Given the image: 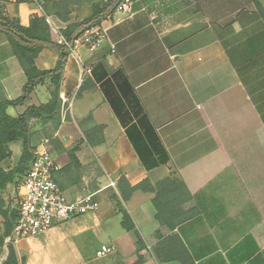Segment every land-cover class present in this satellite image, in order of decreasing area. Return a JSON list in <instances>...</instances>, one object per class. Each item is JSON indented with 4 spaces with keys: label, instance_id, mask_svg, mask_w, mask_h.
<instances>
[{
    "label": "crops",
    "instance_id": "0c3cea01",
    "mask_svg": "<svg viewBox=\"0 0 264 264\" xmlns=\"http://www.w3.org/2000/svg\"><path fill=\"white\" fill-rule=\"evenodd\" d=\"M257 1L264 9V0ZM130 2L128 13L101 20L107 38L100 47L78 44L68 52L58 83V127L30 122L33 148L49 139L54 179L66 196L90 195L98 208L11 241L17 264H181L171 258L176 237L193 264H264V20L254 0ZM0 11L22 26L40 15L34 0H0ZM90 13L88 4L71 5L68 22ZM47 17L56 41L68 22ZM57 59L43 48L35 65L52 69ZM24 82L0 32V100L18 98ZM51 87L46 78L24 105H8L6 113L46 103ZM116 108L129 123L145 116L167 162L142 165ZM7 148L4 171L15 166L21 143ZM72 149L77 166H69ZM172 175L191 196L169 220L173 227L156 218L154 192L136 189L121 198L122 176L126 191ZM0 197L2 208L15 209V182L0 188ZM117 200L134 230L121 225ZM102 245L112 249L98 256ZM6 256L4 244L0 261Z\"/></svg>",
    "mask_w": 264,
    "mask_h": 264
},
{
    "label": "trees",
    "instance_id": "16d2710c",
    "mask_svg": "<svg viewBox=\"0 0 264 264\" xmlns=\"http://www.w3.org/2000/svg\"><path fill=\"white\" fill-rule=\"evenodd\" d=\"M121 0H44V15L33 14L27 26L20 25L16 20L9 19L0 11V32L5 35L12 55L19 62L25 76V82L21 89V95L14 100H0V160L10 156L7 144L20 141L21 154L15 166L9 171H4L0 167V188L7 182H15L21 179L26 173L30 162L33 159V146L31 144L32 134L30 131L31 119H36L42 123H51L56 129L60 123V98L58 93V83L60 72L69 52L66 45L51 39L49 24L46 16L53 14L64 22H68L70 6L76 4H88L91 13L89 16L79 21L68 22L67 26L60 31L61 36L72 42L84 29L99 25L102 19L112 18L116 7ZM256 9L264 20V9L261 4L254 0ZM43 48H49L58 54V59L52 69L40 70L35 65V59ZM46 78L51 82L50 98L46 103L40 105H26L24 111L17 116H10L5 109L8 105H24L35 85L42 83ZM120 122L125 126V132L130 140L142 165L146 169H151L159 164L168 161L169 156L163 147L154 128L146 121L145 116L138 119V125L129 123L125 113L115 109ZM70 159L69 166H77L78 161L74 151H67ZM125 182L122 176L119 180L120 195L122 200L129 197L132 191L141 189L143 191L154 192L152 199L156 209V218L171 227L170 219L176 215L177 207L181 203L190 199V193L183 181L176 175L159 180L151 184L147 179L135 186L121 188V182ZM116 206L121 213V225L124 229L134 230V224L128 212L117 200ZM3 200L0 197V216L3 218L0 223V254L2 247L6 244L7 256L0 264H17L14 249L10 242L5 243L14 226L17 212L15 209L2 208ZM178 239V243L173 246L172 259H177L181 264H193L186 247ZM140 259V257L138 258Z\"/></svg>",
    "mask_w": 264,
    "mask_h": 264
},
{
    "label": "built area",
    "instance_id": "2783aa9c",
    "mask_svg": "<svg viewBox=\"0 0 264 264\" xmlns=\"http://www.w3.org/2000/svg\"><path fill=\"white\" fill-rule=\"evenodd\" d=\"M34 2L40 15H44L43 0ZM130 4V0H121L116 11L128 13ZM46 20L49 24L47 16ZM106 38L107 28L96 25L84 29L72 42H67L62 36H59L56 42L66 45L69 51L78 44H85L89 49L95 50ZM57 169L58 166L50 154L49 139L43 138L33 149V159L26 173L16 184L17 217L5 242L38 236L54 225L98 208L97 202L90 195L68 198L54 179ZM111 249L102 245L96 253L101 256Z\"/></svg>",
    "mask_w": 264,
    "mask_h": 264
},
{
    "label": "rangeland",
    "instance_id": "374dc122",
    "mask_svg": "<svg viewBox=\"0 0 264 264\" xmlns=\"http://www.w3.org/2000/svg\"><path fill=\"white\" fill-rule=\"evenodd\" d=\"M5 243H7V242H5Z\"/></svg>",
    "mask_w": 264,
    "mask_h": 264
}]
</instances>
